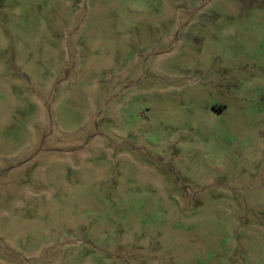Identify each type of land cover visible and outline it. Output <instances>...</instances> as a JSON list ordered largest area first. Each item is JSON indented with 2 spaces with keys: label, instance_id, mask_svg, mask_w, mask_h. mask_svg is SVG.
Wrapping results in <instances>:
<instances>
[{
  "label": "rangeland",
  "instance_id": "obj_1",
  "mask_svg": "<svg viewBox=\"0 0 264 264\" xmlns=\"http://www.w3.org/2000/svg\"><path fill=\"white\" fill-rule=\"evenodd\" d=\"M0 264H264V0H0Z\"/></svg>",
  "mask_w": 264,
  "mask_h": 264
}]
</instances>
